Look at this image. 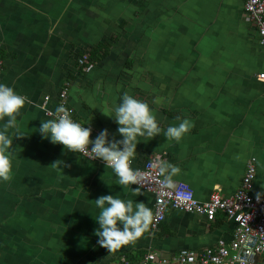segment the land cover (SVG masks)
I'll use <instances>...</instances> for the list:
<instances>
[{
  "label": "crops",
  "instance_id": "obj_1",
  "mask_svg": "<svg viewBox=\"0 0 264 264\" xmlns=\"http://www.w3.org/2000/svg\"><path fill=\"white\" fill-rule=\"evenodd\" d=\"M94 52L95 61L78 64ZM0 57V83L28 98L6 133L12 174L0 181V264H134L148 252L171 257L233 239L223 213L208 222L169 209L157 231L114 252L100 247L97 198L152 210L153 195L41 137L40 123L52 119L44 111L55 112L64 88L93 140L105 129L122 139L114 109L124 93L149 104L161 131L137 137L133 170L160 155L180 169L169 187L185 183L205 203L213 191L232 196L253 160L251 193L264 192V48L244 0H0ZM183 119L190 131L166 139ZM56 161L61 168L50 166Z\"/></svg>",
  "mask_w": 264,
  "mask_h": 264
},
{
  "label": "clouds",
  "instance_id": "obj_2",
  "mask_svg": "<svg viewBox=\"0 0 264 264\" xmlns=\"http://www.w3.org/2000/svg\"><path fill=\"white\" fill-rule=\"evenodd\" d=\"M27 102L26 96L0 83V120L7 118L3 131H0V181H9L12 174L10 149L13 140L6 133L16 127L17 116ZM49 115L53 118L40 123L39 133L43 139H49L54 145H62L68 152L79 153L92 160H101L105 167L113 170L122 186L139 185L142 182L145 174L140 170H133L130 166L136 155L137 137L146 135L154 138L161 131L147 102L133 98L127 93L123 94L121 102L114 109V121L118 125L117 132L122 137L121 140L114 137L109 140L106 129L102 130L95 140H91V128L75 122L70 111L63 105L58 106L55 112ZM177 120L180 118L177 117ZM192 127L193 124L188 119H183L178 125L169 126L164 135L166 139L178 142ZM62 163L56 161L50 166L61 168ZM152 167L158 169L159 174L163 176L161 183L164 186H169L172 176L180 171L178 167L164 161L155 162ZM133 193L139 195V189ZM262 196L264 192L256 193L258 201ZM94 202L100 210L96 219L99 228L94 234L99 238L98 245L108 252L134 243L152 223L153 212L143 202L125 201L113 195L101 196Z\"/></svg>",
  "mask_w": 264,
  "mask_h": 264
},
{
  "label": "built area",
  "instance_id": "obj_3",
  "mask_svg": "<svg viewBox=\"0 0 264 264\" xmlns=\"http://www.w3.org/2000/svg\"><path fill=\"white\" fill-rule=\"evenodd\" d=\"M244 13L246 20L256 28L259 45L264 48V0H244ZM85 61L86 57H83L78 60V64L82 66ZM1 66L0 57V71ZM257 79L264 82V73L259 74ZM47 100L48 97H45V101ZM61 105L70 111L75 122L88 126L74 119L73 110L67 104V88L58 95V106ZM44 113L53 118L49 115L53 112L45 110ZM88 127L91 128L90 139L93 140L96 131L91 126ZM162 160L160 155L147 160L137 169L145 174L144 179L139 185H134L153 195L150 231H157L169 209L203 215L208 222L214 221L217 213H223L234 223L233 239L230 242L218 240L215 246L202 251L182 249L171 257L148 252L134 264H264V196L258 201L256 195L251 193L256 173L254 161L247 164L241 184L232 196L222 197L217 191H213L207 202L200 203L187 184L179 183L172 188L161 183L163 177L152 164ZM113 264L132 263L127 258H121Z\"/></svg>",
  "mask_w": 264,
  "mask_h": 264
},
{
  "label": "trees",
  "instance_id": "obj_4",
  "mask_svg": "<svg viewBox=\"0 0 264 264\" xmlns=\"http://www.w3.org/2000/svg\"><path fill=\"white\" fill-rule=\"evenodd\" d=\"M95 54H90L88 57H86V61L89 63V62H93L96 60L97 58V55H99L100 53H97V52H94ZM93 55V56H92ZM130 261H132L130 259Z\"/></svg>",
  "mask_w": 264,
  "mask_h": 264
}]
</instances>
